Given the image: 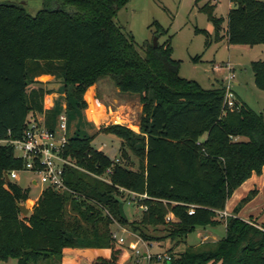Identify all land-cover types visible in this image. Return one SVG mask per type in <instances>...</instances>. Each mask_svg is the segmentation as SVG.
I'll use <instances>...</instances> for the list:
<instances>
[{
	"label": "trees",
	"instance_id": "16d2710c",
	"mask_svg": "<svg viewBox=\"0 0 264 264\" xmlns=\"http://www.w3.org/2000/svg\"><path fill=\"white\" fill-rule=\"evenodd\" d=\"M127 1L41 0L31 12L29 0H0V139L21 137L36 112L55 127L60 113L44 110L45 90L32 86L42 73H61L72 99L83 105L86 89L102 78L121 93L138 95L142 104L140 133L123 124L101 129L122 139L118 162L93 147L94 135L69 133L64 155L76 164L65 167L71 191L46 187L25 216L17 204L29 200V189L4 177L23 160L12 145H0V260L58 264L68 248H96L109 249L110 256L92 257L93 264H118L122 249L111 225L128 223L120 202L124 188L146 195L136 197L146 208L133 223L144 241L155 239L146 231L149 225H166L170 236L185 240L198 226L226 223L218 241L169 249L172 260L166 264H264V225L237 216L238 207L226 221L218 213L241 184L263 172L264 113L240 99L238 108L224 113V84L204 88L184 78L171 37L157 46L146 42L141 54L133 34L115 19ZM231 1L225 27L215 4L201 7L215 38L264 43V0ZM251 66L264 91V58ZM127 148L139 158L137 169L129 167ZM108 168L110 182L96 176ZM168 214L174 221L167 222Z\"/></svg>",
	"mask_w": 264,
	"mask_h": 264
},
{
	"label": "rangeland",
	"instance_id": "374dc122",
	"mask_svg": "<svg viewBox=\"0 0 264 264\" xmlns=\"http://www.w3.org/2000/svg\"><path fill=\"white\" fill-rule=\"evenodd\" d=\"M206 3L215 4L217 8L214 13L224 16L227 21L228 10L233 4L231 0H219L216 3H212L211 0H128L119 8L115 19L124 30L133 34L136 47L141 54L145 53V43L153 42L155 36L158 35L159 43H163L171 37L172 55L180 59L181 62L180 74L184 78L196 80L204 88L219 87L224 82L225 76L222 78L221 74L227 75L231 71L224 66L229 62L234 67L238 82L235 86L236 93L256 112L264 113V91L256 86L251 66L252 60L264 58V43L253 45L230 43L226 38L227 35L216 39L214 25L209 20L207 12L201 9ZM40 5L41 0H29L28 8L31 12H35ZM157 23L163 27L159 31H157ZM225 25H227L226 22ZM197 27L203 28L205 31H197ZM207 39L209 40L208 44H206ZM217 64H221L222 68L217 70ZM55 75L62 86L60 89L55 86L53 91H48V93H53L47 97V106H45L46 94L44 93V110L57 109L58 113H68L70 135L81 137L94 135L93 147L102 150L112 160L119 157L122 139L115 134L102 132L101 129L114 124L113 121L117 118L119 120L117 123L127 124L128 127L140 133L142 104L139 96L122 94L111 79L102 78L86 89L83 96L85 105H83L72 99L70 94L72 86L65 85L62 74ZM36 87H41V85L38 84ZM101 104L106 106L105 109ZM101 111L102 115H100ZM36 114L41 113L36 112ZM127 151L129 167L137 169L139 158L130 149L127 148ZM19 176V180L13 179L12 181L19 182L24 188H28L31 199L38 198L45 188L42 189L44 185L40 182L38 186L32 184L33 178H37V176L29 171H22ZM253 184V180L241 184L230 197L228 206L237 202L236 207L241 215L250 216L252 213L259 221H264V184L259 194L258 191L251 194L255 187ZM121 189L123 195L120 197V202L128 223L123 224L115 221L111 225L113 232L117 231L119 235L125 237V243L119 244L117 247L122 249V253L124 248L130 247L129 264H157L156 261L142 260L139 262L145 258L141 254H136L135 251L139 249L143 253L146 250V245L142 238L139 240L130 231L139 236V232L133 230V223H139L143 208L139 206L137 198L131 192L124 188ZM243 192H247L245 197L249 195L251 197L244 203L241 198L238 199ZM31 199L27 201L30 207L34 203ZM224 220L226 219L224 218ZM170 221H174V219L167 222ZM120 227H124L128 231L123 233ZM168 229L169 227L166 225H149L147 227V233L155 237L152 240L153 244L158 246L151 249L152 253L169 252V249L180 251L185 248L184 243L197 242V239L187 240L186 238L183 240L172 237L169 235ZM195 236V232L188 235L189 239H193ZM211 242L213 241L205 239L200 244Z\"/></svg>",
	"mask_w": 264,
	"mask_h": 264
},
{
	"label": "built area",
	"instance_id": "2783aa9c",
	"mask_svg": "<svg viewBox=\"0 0 264 264\" xmlns=\"http://www.w3.org/2000/svg\"><path fill=\"white\" fill-rule=\"evenodd\" d=\"M219 0H211L212 3H216ZM225 68L231 69V71L225 76L224 84V101L226 113L227 109L238 108L239 98L237 96L235 86H236V74L234 72V67L232 64L227 62L224 65ZM217 70L222 68L221 64L216 65ZM114 124L119 120L114 119ZM126 125V124H123ZM127 126V125H126ZM69 142V127H68V115L66 112L59 114L56 125L51 129L45 119V113L36 114L28 120L27 127L21 137L18 138H3L0 139V145H12L14 148V153L16 157L23 160V166L20 169H13L7 172L10 181L17 179L20 172L29 171L37 176L33 178L36 184H43L44 188L50 186L54 187L59 191H71L65 181V167L75 166L74 161L64 155V151ZM119 158L116 157L114 162H118ZM112 172L111 168L106 170L104 175H96L100 179L110 182L109 174ZM135 197H143L146 195H137L131 192ZM146 208L145 206H141ZM194 210L191 209L189 213H193ZM219 216L221 218H227L229 214L225 211H219ZM175 219L173 214H168L166 220ZM252 224L258 226L256 223ZM122 231H126L124 227H120ZM113 237L116 239L117 243L123 244L125 238L119 235L117 231L113 232ZM144 241V240H143ZM146 245V250L144 252V257L149 261L156 262H170L172 260V255L169 252L154 254L150 251V247L153 245L152 241H144ZM136 254H141L142 252L137 249Z\"/></svg>",
	"mask_w": 264,
	"mask_h": 264
},
{
	"label": "crops",
	"instance_id": "0c3cea01",
	"mask_svg": "<svg viewBox=\"0 0 264 264\" xmlns=\"http://www.w3.org/2000/svg\"><path fill=\"white\" fill-rule=\"evenodd\" d=\"M230 6H231V4H230ZM216 8H217V6L215 7V10H216ZM225 22L227 23V21H224V27L226 26L225 25ZM226 38L228 39L227 36H226ZM221 75H222V78H223V76H226V74L224 75L223 73ZM38 84H40L41 87L45 90V94H46L45 106H47L46 104H48L47 103V97L48 96H51L52 93H53V92L52 93H48V91H53V89L55 88V86H58L57 89L58 88L60 89V87L62 86V85H60L59 81L56 79V75L55 74H52V73H42V74L36 76L35 82L32 84V86L34 87V86H37ZM237 84H238V82L236 81V85ZM117 90H118V88H117ZM122 94L128 95V94H131V93H122ZM237 95H238V93H237ZM238 97H239V99L241 101L246 102L239 95H238ZM102 106H104V109H105L106 106L104 104ZM48 107H49V105H48ZM102 114H103V112L101 111V114L100 115H102ZM19 178H20V176H18V178L16 180H19ZM248 180H253L254 181V184L253 185L255 187L253 189L256 190V191H258V194H259L260 191H261V189L263 188V184H264V169H263V172L261 174L254 173ZM248 180H246L244 183H246ZM16 183L18 185H20L21 187H23L19 182H16ZM32 184L34 186H38V184H36L34 182V180H32ZM43 188L44 187H42V189ZM42 189H41V191H42ZM247 190H248V188L246 189V191ZM246 193L247 192L241 193V195L239 196L238 199L245 198ZM30 199L31 198H29V200ZM37 199L38 198L31 199V200L35 203L37 201ZM229 199H228V201H229ZM228 201H227V204H226L225 211L229 214V216L230 215H234V210L236 208V203L237 202H235L232 206H228ZM31 209H32V207H31ZM31 209H30V212H31ZM143 210H144V208H143ZM237 216L241 217L242 219H244L246 221L254 222L258 226L264 225V221H259L256 218V216H254V214H252V213L250 214V216H243V215H241L238 212ZM225 219H227V218H225ZM221 226H222V229H221ZM126 231H128V230L126 229ZM126 231H123V233L126 232ZM130 233L132 235H134L135 237H137L139 240H142L141 237H139L135 233H133L131 231H130ZM195 233H196V236L193 239H189V237H187V240L197 239V242L184 243L185 246H187V245H199L200 242H204L205 239H210L211 241H218L219 239H221L222 237H224L225 234H226V223L223 222V223L218 224L216 226H210V225H207V226H198L196 228V230H195ZM122 236L124 237V235H122ZM124 243H125V241H124ZM157 247L158 246L156 244H153L150 247V251H151L152 248H157ZM129 249H130L129 246H128V248H124V251H123V253L121 255V258L118 261V264H129V258H130V253H129L130 250ZM144 252L142 253V256L143 257L145 255ZM99 255H103V256L109 257L110 256V251H109V249H96V248H68L66 250V252L63 254V256H62V258H61V260H60V262L58 264H93L92 261H91V258L92 257L99 256ZM142 260L148 261L146 258L145 259L142 258L139 262H141ZM0 264H18V259L17 258H9L7 260H0ZM157 264H166V263L165 262H157Z\"/></svg>",
	"mask_w": 264,
	"mask_h": 264
},
{
	"label": "water",
	"instance_id": "95a60500",
	"mask_svg": "<svg viewBox=\"0 0 264 264\" xmlns=\"http://www.w3.org/2000/svg\"><path fill=\"white\" fill-rule=\"evenodd\" d=\"M153 44H154V46H157L159 44L158 35L154 37ZM4 177H5L6 182L10 181V178H9V175L7 172H5ZM17 205H18L19 209L21 210V213L24 216L30 212L31 207L27 201L26 202H18Z\"/></svg>",
	"mask_w": 264,
	"mask_h": 264
},
{
	"label": "bare ground",
	"instance_id": "6f19581e",
	"mask_svg": "<svg viewBox=\"0 0 264 264\" xmlns=\"http://www.w3.org/2000/svg\"><path fill=\"white\" fill-rule=\"evenodd\" d=\"M117 119V118H116ZM118 120V119H117Z\"/></svg>",
	"mask_w": 264,
	"mask_h": 264
}]
</instances>
